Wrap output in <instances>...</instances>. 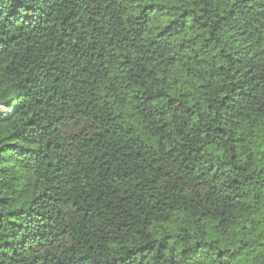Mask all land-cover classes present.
I'll return each mask as SVG.
<instances>
[{
	"label": "trees",
	"instance_id": "obj_1",
	"mask_svg": "<svg viewBox=\"0 0 264 264\" xmlns=\"http://www.w3.org/2000/svg\"><path fill=\"white\" fill-rule=\"evenodd\" d=\"M262 126L264 0H0V264H264Z\"/></svg>",
	"mask_w": 264,
	"mask_h": 264
},
{
	"label": "snow or ice",
	"instance_id": "obj_2",
	"mask_svg": "<svg viewBox=\"0 0 264 264\" xmlns=\"http://www.w3.org/2000/svg\"><path fill=\"white\" fill-rule=\"evenodd\" d=\"M260 135L262 138H264V126H262V128L260 130Z\"/></svg>",
	"mask_w": 264,
	"mask_h": 264
},
{
	"label": "rangeland",
	"instance_id": "obj_3",
	"mask_svg": "<svg viewBox=\"0 0 264 264\" xmlns=\"http://www.w3.org/2000/svg\"><path fill=\"white\" fill-rule=\"evenodd\" d=\"M5 107V106H4Z\"/></svg>",
	"mask_w": 264,
	"mask_h": 264
},
{
	"label": "water",
	"instance_id": "obj_4",
	"mask_svg": "<svg viewBox=\"0 0 264 264\" xmlns=\"http://www.w3.org/2000/svg\"><path fill=\"white\" fill-rule=\"evenodd\" d=\"M6 107V106H5Z\"/></svg>",
	"mask_w": 264,
	"mask_h": 264
}]
</instances>
